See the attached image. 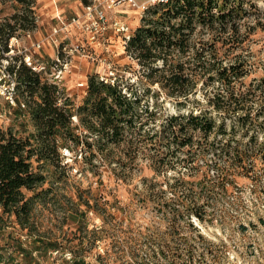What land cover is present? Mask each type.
<instances>
[{"label": "trees", "instance_id": "1", "mask_svg": "<svg viewBox=\"0 0 264 264\" xmlns=\"http://www.w3.org/2000/svg\"><path fill=\"white\" fill-rule=\"evenodd\" d=\"M17 1L21 13L13 22H0L4 48L11 36L36 27L37 0ZM79 1L86 6L93 0ZM257 1L147 3L124 42L138 65V81L111 82L89 74L80 104L21 64L18 89L34 131L23 137L0 131V230L18 225L38 252L64 248L44 237L34 208L53 195L54 184L72 186L65 147L80 161L77 172L100 176L106 170L117 182L131 183L145 165L151 174H139L130 206L154 212L146 224L135 221L129 204L121 206L111 190L95 199L83 196L90 188L75 184L79 201L66 198L72 206L67 217L78 223V242L64 245L73 254L70 264H90L78 252L101 241L99 264H201L207 255L215 257L198 222L225 226L233 219L245 230L236 177L263 191L264 61L250 49L253 33L263 26ZM22 188L32 194L26 196ZM230 196L233 212L222 204ZM89 213L102 224L88 228ZM258 220L264 224V217ZM15 250L31 264L32 248L18 243ZM228 251L225 246L223 253Z\"/></svg>", "mask_w": 264, "mask_h": 264}, {"label": "rangeland", "instance_id": "2", "mask_svg": "<svg viewBox=\"0 0 264 264\" xmlns=\"http://www.w3.org/2000/svg\"><path fill=\"white\" fill-rule=\"evenodd\" d=\"M134 1L138 3V6H133L124 1L119 6L111 10L108 9L107 12L109 15H115L127 23L133 30L139 24L140 16L144 9L141 4L145 0ZM50 4L51 2L48 1L39 5L35 4V10L40 12L49 7ZM257 4L262 11L261 22L263 26L258 27L253 33L250 49L256 57L264 61V0H258ZM58 7L59 10L65 7V15L68 17L66 21L70 20L72 16L79 17L77 23L70 25V29L67 30V35H65L64 39H62L64 34H60L58 37L59 41H64L59 46L67 43L68 48L70 47L72 50L68 56V59L71 60L70 69L67 75L65 74L66 79L61 86L66 93L68 91L71 92L70 96L76 104L81 103L83 92L86 89V86H80V83L84 82L85 84L89 74L106 73V76H112L109 71H113V76L123 80V82L135 83L138 81V75L136 74L138 65L127 55L120 32L115 33L112 28H108L103 33H97L95 37H92L94 35H92V31L87 25L91 26L94 20L92 21L84 15L85 12L81 2L77 0H61L60 2L58 1ZM20 13L21 7L17 0H0V22L5 20L13 22V18ZM249 20L254 24L255 19L250 18ZM108 65H111L113 69H109ZM260 73V71H257V74ZM165 107L171 111L173 110L172 104L168 100H165ZM73 120L75 121V119ZM8 130L14 136L23 137L34 131V126L29 115L26 114L22 119L15 118L10 125L2 126L0 129L1 132ZM61 151L64 161L69 165H73L70 170L71 178L69 181L72 186L69 189L65 187V189L62 187V182L57 185L54 184L56 189L53 195L50 194L45 198L46 203L43 205L37 203L35 205L34 217L40 228L39 230L43 231L44 237L47 240L57 239L64 248L38 252L35 250L32 239L26 237L25 230H21L18 225L14 229L7 226L0 230V257L2 258L0 262L4 260L7 264H25V258L15 250L17 244L21 243L23 248H32L33 260L31 264H70L73 254L64 245L78 242L77 239L74 240V231H76L78 223H76L73 216L67 217L69 212H71L72 206L71 203L67 204L66 198L71 197V201H79L73 189L75 184L79 185L81 189L90 188V193L83 192V196L92 194L95 199H98L101 192L104 193L111 190L120 200L121 206L129 204L132 210L131 215L135 221L146 224L151 220L154 212L145 208L135 209V206H130V201L136 191L134 187L140 179L139 174L146 176L151 174L145 165L142 166V172L134 175L132 182L126 184L121 181L117 182L114 176L110 175L106 170H103L100 176H95L90 172H77V169L80 168V161H75L74 152L69 151L65 147ZM33 165L35 166L36 162ZM261 166L262 164L259 162L258 167ZM47 169L44 174L49 177L51 167H47ZM236 181L240 188L238 191L241 196L240 201L243 204L241 222L247 228L241 230L238 221L233 219L225 226L216 222L214 224H201L198 222V227L206 237V240L212 241L211 247L214 254H216L215 257L207 255L204 259H200L203 261L201 264H264V224L258 220L259 216L264 217V179L262 192L254 191L253 182L246 177L237 176ZM44 186H48V183H45ZM22 191L26 196L32 194L30 190L25 188H22ZM51 196L53 198L49 199ZM107 198L113 201L112 194H107ZM231 202L232 197L230 196L222 204L230 212H233ZM84 221L88 224V228L102 224L101 218L93 213H89ZM12 229L14 237L11 238L9 231ZM103 243L102 241L98 242L96 247L90 251L84 250L78 252V254H84L86 261L90 264H99L96 256L102 251ZM225 246L229 250L226 255L223 253ZM197 260L199 261V258Z\"/></svg>", "mask_w": 264, "mask_h": 264}, {"label": "built area", "instance_id": "3", "mask_svg": "<svg viewBox=\"0 0 264 264\" xmlns=\"http://www.w3.org/2000/svg\"><path fill=\"white\" fill-rule=\"evenodd\" d=\"M124 1L133 6H138L134 0H93L91 4L83 6L84 15L91 19L92 25H87L92 31V37L97 33H103L108 28H112L115 33L120 32L123 43L129 38L132 28L117 18L111 16L107 10L119 6ZM155 1V0H151ZM143 7L145 4H141ZM36 27L34 29L22 31L20 34L11 36L6 44V48L0 46V129L6 127L15 119H22L27 114V105L23 98L20 97L18 89V69L21 64H25L34 72L41 74L47 81L58 84L59 86L65 81V74L69 71L71 60L68 59L71 48L67 43L59 44L60 34L67 35L70 25L79 21L78 16H72L66 21L60 19L59 24L50 28L44 37L35 39L34 34L39 27V17L35 14ZM45 44L53 47V54H43ZM108 51V49H107ZM109 69H113L108 65ZM113 71H109L112 76L99 73L106 80L113 82L115 77ZM86 86L84 82L80 86ZM62 87V86H61ZM63 88V87H62ZM76 121V117H73ZM0 264H7L4 260Z\"/></svg>", "mask_w": 264, "mask_h": 264}, {"label": "crops", "instance_id": "4", "mask_svg": "<svg viewBox=\"0 0 264 264\" xmlns=\"http://www.w3.org/2000/svg\"><path fill=\"white\" fill-rule=\"evenodd\" d=\"M51 2L49 7H46L44 10L40 12H36L40 23L37 31L34 34V38H42L44 35L50 31V28L55 25L59 24L60 19L67 20V16L65 15V7L59 10L58 7V1L60 2L61 0H37L36 4L39 5L40 3L44 2ZM80 2L79 0H77ZM151 0H145L143 4H146L147 2H150ZM53 47L45 44L44 49L42 50L43 54H53ZM84 93V92H83ZM68 95H71V92H67Z\"/></svg>", "mask_w": 264, "mask_h": 264}]
</instances>
